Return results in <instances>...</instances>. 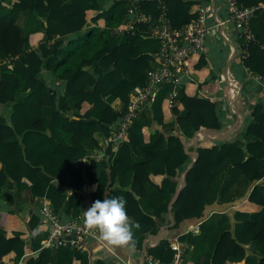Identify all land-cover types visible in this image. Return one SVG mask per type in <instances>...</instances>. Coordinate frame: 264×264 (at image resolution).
<instances>
[{"label":"trees","instance_id":"trees-1","mask_svg":"<svg viewBox=\"0 0 264 264\" xmlns=\"http://www.w3.org/2000/svg\"><path fill=\"white\" fill-rule=\"evenodd\" d=\"M165 17L179 28L196 16L207 0H162ZM250 5L258 0H236ZM144 14L159 13L157 0H137ZM22 19L19 20V16ZM125 0L105 7L97 0H0V197L6 184L20 182L27 194L43 196L55 212L80 213L83 182L90 186V205L105 196H123L129 218L140 225L136 245L161 223L175 228L187 218L202 216L214 198L231 200L243 184L251 187L234 206L233 224L224 212H212L198 231L180 232L177 242L198 247L200 256L180 264H241L247 250L264 264V107L254 103L246 122L228 139H198L189 160L182 135L214 131L219 126L215 103L206 95L217 89L209 81L205 55L186 58L191 79L176 87L168 105L170 84H162L129 123L126 137L108 140L102 159L87 157L98 147L97 136L110 137L129 92L145 79L153 63L155 39L144 21L123 27ZM33 19L35 26L28 25ZM251 38L240 57L243 66L264 84V10L248 20ZM50 75L63 81L61 90L48 87ZM22 93L19 97L18 94ZM172 116V123L164 118ZM158 127H152V124ZM173 123L185 125L174 132ZM119 156H113L115 147ZM223 171L222 179L217 178ZM222 180V181H221ZM238 186V189H237ZM165 194L172 195L169 200ZM166 216V219H165ZM45 223L31 212L24 223L11 208L0 210V264H82L83 250L65 245L42 246ZM146 253L162 262L172 258L167 237L146 246ZM91 264H106L95 259Z\"/></svg>","mask_w":264,"mask_h":264},{"label":"crops","instance_id":"crops-1","mask_svg":"<svg viewBox=\"0 0 264 264\" xmlns=\"http://www.w3.org/2000/svg\"><path fill=\"white\" fill-rule=\"evenodd\" d=\"M6 3L8 0H4ZM68 1V0H64ZM98 3L102 6H106L110 3L111 0H97ZM205 5L207 13L210 15L212 12H217L219 14H224V0H207L206 2H201ZM22 16H19L20 20ZM126 21V18H124ZM30 26H35L36 21L31 19ZM223 30L228 36L227 40H222L218 36V32L212 30V32L207 35L203 42L202 48L199 52H202L205 55L206 66L209 71V81L215 80L217 82V89L214 92H208L207 95L215 103L217 110V115L219 117V126L215 130L223 131L221 139H228L237 134L243 123L246 122L249 110L254 103H260L264 107V84L262 80L255 75L251 74L245 66L240 62L238 53L240 49L245 46L247 39L243 35H238L230 22L225 23ZM239 51V52H238ZM233 52V55L230 56L229 53ZM238 52V53H237ZM3 62L0 61V64ZM43 79L48 87L54 86L57 91L61 90L63 81L59 79H54L50 75H45ZM231 77L232 82H227L226 78ZM235 89V92L234 90ZM233 90V91H232ZM19 97L22 96V93L18 94ZM5 104L0 105V109L4 108ZM164 123H172V116H167L164 118ZM174 129H184L185 125L181 124H172ZM152 127H158V124L153 123ZM178 132V131H177ZM98 138V147L88 148L84 157L88 155L99 154L97 159H102L101 150L104 149L105 143L103 137L97 134ZM220 137V136H219ZM218 139V138H217ZM191 150V149H190ZM120 150L118 146L115 147L113 156H119ZM80 163H83L84 160L79 159ZM188 165L185 164V167L180 168L178 173L179 183L181 181V176L183 171ZM223 171H219L217 178L222 179ZM223 180V179H222ZM221 180V181H222ZM259 181L264 184V177L260 178ZM244 187V188H243ZM251 187V184L244 185L240 188V196L231 200H221L218 197L214 198L210 203L206 204L203 208L202 216L200 218L191 217L182 220L177 227L170 228L168 225L170 222L166 221L161 223L154 231L146 233L140 245L135 244L134 248L127 247H114L106 244L104 241L97 238L98 233L94 236L87 235L84 239V248L82 253V264H91L95 259H100L106 264H144L143 262V253L146 252V246L154 244L159 238L167 237L170 242L180 245L176 236L180 232L189 231L197 232L198 224L204 220L212 212H224L228 215L230 224H233L232 213L234 211V206L240 201L246 198V195ZM80 191L82 193V201L80 205V216L81 223L84 225L83 221V211L90 206V186L83 182ZM3 193L11 194L14 201L10 202L5 196L0 197V210L11 208L14 210L15 215L18 218L20 223H24L31 212L38 214V206L42 202H46L50 205V202L47 198L43 196H34L31 198L22 183L15 182L6 184L2 188ZM165 197L169 200V204L173 200L172 195L165 194ZM51 206V205H50ZM58 217L62 220L69 218L68 215H65L60 212H56ZM166 219V216H165ZM138 230L134 229L135 237L138 235ZM181 246V245H180ZM200 256L198 247H192L189 243L186 244V248L183 250V259H196ZM241 264H256V255L251 251L247 250L245 253L244 260L241 261Z\"/></svg>","mask_w":264,"mask_h":264},{"label":"built area","instance_id":"built-area-1","mask_svg":"<svg viewBox=\"0 0 264 264\" xmlns=\"http://www.w3.org/2000/svg\"><path fill=\"white\" fill-rule=\"evenodd\" d=\"M157 7L159 8V13L156 16H152L140 11L137 6V0H125L126 21L124 20V26H116L111 30L112 33H118L122 29L131 28L134 21H144L148 26L147 30L150 36L155 39V47L151 51L153 63L146 69L144 82L135 86L129 92L125 108L119 112L114 127L110 129V137H103L105 145L108 140L116 144L126 137L131 119L137 115V112L143 108L144 103L162 84L171 85L166 95L168 105L171 104L176 93V87L191 79L186 66V58L190 53L200 51L204 38L212 30L218 32L220 39L227 40L228 36L223 30V26L225 23L230 22L238 35H243L247 40L250 39L251 33L248 28V20L255 10H264V0H258L250 5H240L236 0H224V14L212 12L210 15L207 13L205 5L200 2L197 6L196 16L179 28H172L169 25L165 17L166 6L162 0H157ZM245 53L246 49L243 46L238 53L239 59ZM229 54L231 56L233 52ZM0 61L5 63L7 60L1 59ZM246 69L260 78L258 74L253 73L248 68ZM226 80L227 82L233 81L231 77H227ZM233 90L235 92V89ZM203 95L208 97L207 94ZM173 131L177 132L176 129ZM222 134L223 131L197 130L193 131L189 136L182 135L183 148L189 156L187 165L194 159V154L190 149L198 139L218 140L221 139ZM101 153L103 155V150H101ZM98 156L99 154L91 155L94 159ZM87 157L88 155L86 157L82 156L80 159L85 161ZM38 215L45 223L46 233L41 240L42 246L67 244L76 250H83L85 237L96 234V230H89L85 225H82L80 214L69 216L68 219L62 220L46 202L39 204ZM170 246L173 248V255L170 261H159L144 252V264H180L183 260L184 247L173 242H170Z\"/></svg>","mask_w":264,"mask_h":264},{"label":"clouds","instance_id":"clouds-1","mask_svg":"<svg viewBox=\"0 0 264 264\" xmlns=\"http://www.w3.org/2000/svg\"><path fill=\"white\" fill-rule=\"evenodd\" d=\"M126 204L123 196L97 199L83 211L84 225L89 230H96L97 238L110 246L134 248V229L140 225L129 218Z\"/></svg>","mask_w":264,"mask_h":264},{"label":"rangeland","instance_id":"rangeland-1","mask_svg":"<svg viewBox=\"0 0 264 264\" xmlns=\"http://www.w3.org/2000/svg\"><path fill=\"white\" fill-rule=\"evenodd\" d=\"M19 20H20V18H18V23H19ZM27 23L30 24L29 21H28ZM34 23L36 24L37 22H34ZM154 93H155V92H154ZM154 93H153V94H154ZM243 188H244V187H243ZM237 189H238V186H237Z\"/></svg>","mask_w":264,"mask_h":264},{"label":"water","instance_id":"water-1","mask_svg":"<svg viewBox=\"0 0 264 264\" xmlns=\"http://www.w3.org/2000/svg\"><path fill=\"white\" fill-rule=\"evenodd\" d=\"M188 166H189V165H188ZM186 168H187V167H186ZM186 168H185V169H186Z\"/></svg>","mask_w":264,"mask_h":264}]
</instances>
